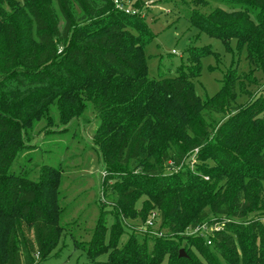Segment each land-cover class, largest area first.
<instances>
[{"label":"trees","instance_id":"16d2710c","mask_svg":"<svg viewBox=\"0 0 264 264\" xmlns=\"http://www.w3.org/2000/svg\"><path fill=\"white\" fill-rule=\"evenodd\" d=\"M124 1L0 0V264H42L58 245L59 172L43 168L36 183L13 167L32 122L51 106L69 122L86 102L117 211L107 228L98 220L86 264H264V0H192L188 16L226 52L231 41L245 52L254 94L242 103L232 66L213 97L195 95L198 54L185 72L149 78L142 5L125 13ZM129 217L149 250L125 230ZM204 222L220 227L210 244L186 235Z\"/></svg>","mask_w":264,"mask_h":264},{"label":"rangeland","instance_id":"374dc122","mask_svg":"<svg viewBox=\"0 0 264 264\" xmlns=\"http://www.w3.org/2000/svg\"><path fill=\"white\" fill-rule=\"evenodd\" d=\"M140 5V17L148 29L143 53L149 78L174 76L179 69L185 72L190 65L189 54H198V75L190 81L201 101L219 91L223 76L231 66L240 80L241 97L236 102L242 103L249 94H254V80L248 75L245 52L238 54L234 41L230 42L231 51L226 52L220 41L194 28L188 20L194 8L192 0H125L122 7L136 13L134 7ZM61 25L60 20L59 28ZM213 120L219 123L221 117L213 116ZM97 126L98 120L89 102L69 122L60 121L55 107L51 106L47 114L32 122L13 167L27 181L36 183L40 182L43 168L59 172L55 210L60 215L57 222L62 233L50 258L42 264L88 263L83 249L90 242L98 220L101 218L107 228L117 212L112 206L114 198L105 197L101 187L103 161L93 140ZM138 208L139 202L134 206L135 210ZM124 225L127 232L140 234L137 240L145 243L147 250L151 248V240L141 235L146 229L138 217L124 219ZM158 226L159 222H155V228ZM127 232L121 242L126 240Z\"/></svg>","mask_w":264,"mask_h":264},{"label":"built area","instance_id":"2783aa9c","mask_svg":"<svg viewBox=\"0 0 264 264\" xmlns=\"http://www.w3.org/2000/svg\"><path fill=\"white\" fill-rule=\"evenodd\" d=\"M116 8L124 11L125 13H129L127 9H124L121 4L115 2ZM154 217L155 214H152L151 217L146 221V226L156 229L154 225ZM220 227L218 224H208L206 222L196 226L195 228L188 230L186 235L197 236L198 238H206L207 244H210L209 237L213 235L214 232H218ZM156 233V232H155ZM157 235H161L160 233H156Z\"/></svg>","mask_w":264,"mask_h":264},{"label":"water","instance_id":"95a60500","mask_svg":"<svg viewBox=\"0 0 264 264\" xmlns=\"http://www.w3.org/2000/svg\"><path fill=\"white\" fill-rule=\"evenodd\" d=\"M179 256H184L183 250L179 251Z\"/></svg>","mask_w":264,"mask_h":264}]
</instances>
